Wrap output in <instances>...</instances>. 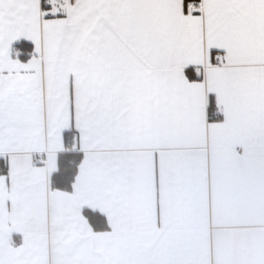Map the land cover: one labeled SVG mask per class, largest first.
<instances>
[{"label":"snow or ice","instance_id":"obj_1","mask_svg":"<svg viewBox=\"0 0 264 264\" xmlns=\"http://www.w3.org/2000/svg\"><path fill=\"white\" fill-rule=\"evenodd\" d=\"M0 264H264V0H0Z\"/></svg>","mask_w":264,"mask_h":264}]
</instances>
